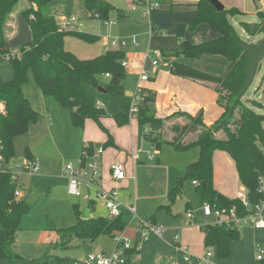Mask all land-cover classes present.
I'll return each mask as SVG.
<instances>
[{
  "label": "trees",
  "instance_id": "16d2710c",
  "mask_svg": "<svg viewBox=\"0 0 264 264\" xmlns=\"http://www.w3.org/2000/svg\"><path fill=\"white\" fill-rule=\"evenodd\" d=\"M21 1L0 0V63L5 61L7 55H19L8 61L14 69L13 78L4 81L0 76V103L6 105V113L0 114V136L7 158L16 157L15 138L26 134L39 116L24 92V87L30 80V71L42 92L70 111L75 127H84L87 119H93L100 129L108 134L104 146H112L113 136L102 123V118L109 114L98 104L92 88L102 87L107 93L118 96L125 93L127 72L123 61L126 52L121 49H109L95 57L83 59L68 50L65 45L68 36L91 43L98 41L99 36L79 30L62 29L59 16L52 8L54 0H25L27 6L20 13L31 29L32 40L22 45L17 52H11L7 48V24ZM80 1L86 10L93 14L99 13L101 19H110L109 12L113 8L111 4L95 0ZM240 13L242 12L235 7L219 11L210 0H199L193 22L177 26L178 43L169 52L172 58V74L218 84L217 103L223 112L212 125L183 111L175 112L166 118L157 117L154 109L157 92L148 88H142L135 112L131 111V105H124L120 111L111 115L119 126L129 124L130 118L135 117L144 129L149 124L163 127L166 120L185 117L184 124L175 123L171 126L174 134L171 139L165 138L161 133L143 135L158 150L162 149L164 144L180 152L199 148V158L190 165L192 173L188 179L200 182L196 189L202 201L210 204L218 202L219 194L214 187V152L226 151L227 148L233 152L232 158L236 163L238 176L248 190L250 202L256 203L263 198L258 192L257 180L264 174V115L257 113L242 100L241 90L247 77L248 54L240 47L238 40L241 38L230 19ZM258 15L262 20L259 23H241L250 36L264 30V11L258 12ZM201 24H207L218 37L200 43L185 39L188 30L193 31ZM205 55L225 57L229 63L227 74L215 75L187 63L198 61ZM107 74L110 76L107 77ZM190 134L193 136H189ZM26 156L33 158L28 148ZM202 182H205V188ZM16 188L17 185L10 174H0V262L6 261L8 264H20L23 260L13 245L23 215L35 205L29 203V196L16 200ZM181 188L180 180L169 193L170 201L176 199ZM233 200L237 208L243 211L240 198ZM88 206L93 209L94 200L89 199ZM167 208L171 209V205ZM74 211L77 216L76 224L57 230L60 239L54 247L68 248L76 239L87 242L95 241L103 235L116 236L129 224L126 212L115 218L100 216L83 219L79 204L74 205ZM201 229L205 234V246H214L220 258H228L232 243L241 237L239 229L226 225L206 224L202 225ZM139 252L137 245L127 249L126 264H135ZM48 256L49 252L41 260H32L31 264H48ZM158 264L171 262L162 257ZM259 264H264V259L259 261Z\"/></svg>",
  "mask_w": 264,
  "mask_h": 264
},
{
  "label": "rangeland",
  "instance_id": "374dc122",
  "mask_svg": "<svg viewBox=\"0 0 264 264\" xmlns=\"http://www.w3.org/2000/svg\"><path fill=\"white\" fill-rule=\"evenodd\" d=\"M105 1L113 6L109 12V20L113 22L111 26H108L104 19L94 18L93 12L86 10L80 0H54L52 3V8L53 11L59 15V17L62 15L68 19L76 17L79 19L80 23L83 24V27L79 29H76L74 26H72L70 29L99 36L98 41L92 43L73 36L68 37L69 40L67 41V46L71 49H74V51H76L80 57H94L104 53L108 49H121L126 52L125 60L129 62V65L125 67L127 72L125 86L129 89V91L136 93L139 86L140 73L134 64H139L140 68L146 64V50L149 46L150 40L152 39L147 32L150 23L149 19L143 17L145 8L143 5L137 2L138 0ZM134 5H136V9H133ZM26 6V1L22 0L16 6L14 14H18V12L23 10ZM164 8L166 7L161 6V8L152 12L153 15L151 14V23L153 27L160 28L159 33L153 36L154 40L152 43L155 47H159L161 45L163 47L169 48L171 46L173 47L174 45V42H172V29L173 27H176V24L174 25V23L176 19L181 16L177 15V13H171L172 11L170 9L168 11H164ZM186 19L187 18H184L182 21H187ZM230 19L233 25L236 27L242 41L248 43H257L263 38V33H258L255 36H248L243 31V27L239 24V22L235 23L233 17ZM241 20L248 23H259L262 21L261 18H253L252 16L247 18L237 17V21ZM184 23L189 24L190 22ZM18 24L20 26L19 34L10 43V48L17 50L21 45L28 43L32 38L30 28L23 17ZM188 33L193 34L191 30L186 32V34ZM133 37L137 38L138 40L137 46L132 43ZM115 39L125 40L127 44L125 46L114 48L112 47L111 42ZM14 45H17V48ZM164 52L165 53H160L157 55V59L160 63L158 66L160 71L169 69L172 61L171 57L169 56V50H165ZM2 63L9 62L5 60ZM187 63L201 70L219 76H225L228 72V61L225 57L220 55H205L198 61H187ZM146 71L149 73V75L154 76L153 72H155V68L150 63L147 65ZM29 75V85L33 84L37 88L38 85L36 84L31 71L29 72ZM149 82L152 83L153 80L149 79ZM92 90L97 100L103 103L104 108L109 114V116H107V120L110 121L113 120V117L111 116L113 113L120 111L126 104L132 105L134 100L133 97H129L125 94L118 96L112 93H104V91L100 92L98 89L94 88H92ZM28 95L31 97V99H33V101L35 100L32 94L29 93ZM242 100L257 113L264 115V58L260 63V67L258 68L251 85L243 95ZM215 115L216 114H214V116ZM59 130L61 131H58L59 133L57 134H53L51 131H49L48 134H46L47 132L44 133V135L41 137V140L39 139V141L36 143L38 148L42 151V153H44V158L41 160V173L43 172V163L44 166L46 165V167H52L54 170H56V174L58 175L61 173L60 168L66 166L67 164H72L74 166L79 165V157L75 160H71L70 157L65 156V152L68 148L67 145L70 143L72 144V142L75 144L76 137L74 136V132L67 130L66 126H62V128ZM97 130L101 132V130L96 127L95 131ZM152 130H156V126L153 124H149L147 126V130L146 128L144 129V127L139 125V141L143 145L142 148L144 149L142 156L145 157L148 155L147 152H149L154 153L155 158L150 160L148 159L146 161L145 166H147V169L145 168V171L147 174L140 179L141 200L138 202L140 218L136 219L133 218L132 215H127L128 221L130 223L129 226L132 228L131 232H137V234L139 236L142 235V237L144 235V229L141 226V220H146L148 218L150 219L161 211L160 207L157 205L155 206L156 200L160 198L164 189H166L168 186V183L172 178L174 167H176L173 165L175 156H173L171 153L174 150L172 146L167 144L163 145L162 149L165 152L163 156L158 150L152 147V144L148 140L144 138L143 134L151 133ZM168 133L169 132L167 129H165L164 137H167L166 134ZM197 150L199 151V149L194 148L193 150L191 149L189 151L180 152L177 156L180 158L183 156L186 157V159H193ZM158 158H161L160 164L157 163ZM25 160L26 155L23 153L21 148V150L16 153V157L13 158V161L25 162ZM229 160L233 161V158L227 151H217L215 158L214 187L216 181L217 185H228L233 187L236 193H239L238 198L244 197L248 190L241 182L237 174L235 164L232 165L231 161ZM40 175L41 174L23 176L21 180L25 183L26 187H36V192L38 195H40L33 208L28 213L23 215L21 219V227L28 231L29 229L32 231L36 229L37 233H41L43 231V227H48V224H52L55 229L48 228V232L46 233L47 235L49 234L48 236L46 235L48 243L39 251L37 258H44L46 253L49 252L48 264H83L84 253L87 251L86 249L89 245L87 242L76 239L68 248L54 247V245L56 244V241H58L56 239L60 237V233L57 230L68 228L76 224L77 216L75 214L73 205L75 203H80L82 207L88 199L87 191L83 188L81 197L73 196L69 193L68 188L65 190L64 186H62L58 180L57 183L55 182L54 185L52 184V188H49V182L41 180ZM185 175L186 172L180 176V179L176 178V182H179L180 180L182 182L180 194L173 202L169 199L172 215H169L166 210H162L160 216L166 217L169 221H172L170 218L173 217L175 219V221H173L175 224H172L173 227L181 224L179 222H184L185 220L188 222L190 221V225L185 227V229L187 228L194 230L196 227L200 228L201 225L212 223L213 219H207L203 216V205L206 202L202 201L196 187L192 184V179H181ZM236 177H238V180ZM121 192L122 191H119L120 196L122 195ZM90 198H94L98 202L92 215L95 218L100 216H108L109 211L102 203L103 200L99 198L97 199L96 190H91ZM188 200H190L192 204L187 208L186 204L188 203ZM191 211L196 214V219H189L188 212ZM137 224H139V226ZM163 226L168 227L169 225L163 223ZM192 230L191 233H193ZM240 232V239L236 242L234 241L231 245L230 261L232 264H259V261H257V251L255 246L258 242L262 243L264 246V232L252 231L250 228H241ZM173 233L174 232L172 231H168L164 234L163 239L166 242H172L174 236ZM192 236H195V233L192 234ZM101 239H106L113 243L115 242L114 238L110 236L102 237ZM197 239H199L198 234ZM32 247L34 248V246L29 245V248ZM30 263L31 260L25 258L20 264ZM0 264L8 263L4 261L0 262Z\"/></svg>",
  "mask_w": 264,
  "mask_h": 264
},
{
  "label": "crops",
  "instance_id": "0c3cea01",
  "mask_svg": "<svg viewBox=\"0 0 264 264\" xmlns=\"http://www.w3.org/2000/svg\"><path fill=\"white\" fill-rule=\"evenodd\" d=\"M159 1L161 3V6L166 7L164 8V11H168L170 9L172 11L171 13H177V15L181 17L176 19L174 23V25L176 24V27L175 28L173 27L172 29V32H173L172 42H174L173 47L171 46L168 48V47H163L161 45L159 47L158 46L155 47L152 43L154 40L153 38L154 35L150 36L152 39L150 40L149 46L146 50V56H145L146 64L140 68L139 64L133 63L135 67L138 69V72L140 73L139 85H141L143 88L152 89L157 92V99L154 105V109H155V113L157 117L166 118L167 116H170L171 114L175 112L183 111V112H188L192 114L193 116L200 117L208 125H212L220 117V115L223 112V109L217 103L218 84L209 82V81H198V80H193L190 78H183L180 76H176L170 72V68L160 71L158 68L160 64L159 60H158V64L154 65L152 62V58L148 57L147 55L148 50H156L158 51V54H154L153 56L154 58H157V55H159L160 53H165L164 52L165 50H169L170 52L172 49L176 47L178 43L177 26L179 24H185L184 22H190V23L193 22L195 18V10L197 9V3L199 0H159ZM221 1L225 5V8L235 7V8H238L242 12L233 17V19L235 20V23L239 22L240 25L244 21L242 20L237 21V17L247 18L249 16H252L253 18H260L258 15V12L264 11V0H221ZM152 15L148 17L149 22H151ZM22 17L25 19V17L20 12H18V14H14L13 12L7 24V37H8L7 48L11 52H14V53L17 52L19 49L18 50L13 49V48L11 49L10 43L19 34L20 26L18 23L19 21L22 20ZM184 18H187L186 19L187 21H182L184 20ZM108 26H111V25H108ZM156 29L159 30L160 28L156 27ZM243 31L248 36H250L244 30V28H243ZM192 32L193 34L185 33L184 37L185 39L193 40L192 42L194 43H200V42L210 40V39H215L218 37V34L212 31L211 28L207 24L199 25ZM31 36H32V32H31ZM68 37H72V36H68ZM68 37H66L65 39L66 48L74 52L76 55H78V53L74 51V49H71L67 46V41L69 40ZM14 46H16L17 48V45H14ZM89 58H92V57H89ZM150 63L155 68V72H153L154 76L149 75L150 79L153 80L152 83L149 82V80H141L142 72L143 71L147 72L146 67ZM128 65H129V62H127L126 66ZM228 66H229V63H228ZM0 76L4 81H9L13 78L14 69L10 63H0ZM98 91L103 92L99 89ZM24 92H25V95L30 100L34 109L39 113V117L35 123H32L30 125V129L26 134L15 138L14 144H15L16 153H18V151H20L22 148L23 153L26 155V149L28 148L32 156L38 158L41 163L42 162L41 160L44 158L43 157L44 153H42V151L36 145L37 141H39V139L41 140V137L46 132H47L46 134H48L49 131H51L53 134L59 133L61 131L59 129H61L62 126H66L67 130L73 131L74 136L76 137L75 144L73 142L72 144L71 143L68 144L67 145L68 148L65 152L66 153L65 156L70 157L71 160H75L79 157L80 158L79 160L81 161L82 150H83V146L85 143L92 142V143L104 145L105 142L108 140V134L104 132L103 130H101L99 125L93 119H87L84 127H75L71 121L70 111L61 107L51 96H46L40 88L38 87L36 88L33 84L31 85H29V83L26 84V86L24 87ZM28 92L33 95L35 99L34 101L28 95L29 94ZM104 93H107V92L105 91ZM124 94L129 97L134 98L135 93H133L132 91H129V89L125 86ZM98 104L101 107H104L103 103L100 102L99 100H98ZM126 105H129V104H126ZM215 107H217L218 109ZM214 114L216 115L214 116ZM112 119L113 120L110 121V120H107V117L102 118L103 125L106 127L108 132L113 136L114 144L112 146L105 147V152H104L103 159H102L101 182L103 186L107 189L116 188L118 190V194H119V191H122L121 192L122 195L120 196L119 194V199L124 204H135L136 205L138 217H134V215H132L131 213L127 211L125 212L128 215H132L133 218L137 219V218H140L139 208H138V202L141 200L140 198V193H141L140 179L143 178L144 175L147 174L145 171V168L147 169V166H145L146 161L148 159L149 160L154 159L155 155L154 153L147 152L148 155H146L145 157L142 156L144 149L142 148L143 145L139 141V123H138L137 118L131 117L130 123L124 126H119L114 120V118ZM185 122H186V119L183 116L172 118V119L166 120L162 128L159 126H156V130L155 131L152 130L151 133H153L154 135H158L159 133H161L163 136H165L164 135L165 129H167L169 133L166 134L167 137L165 138L171 139L173 138V135H174L170 129L171 126L175 123L184 124ZM96 127L99 128L101 132H99L98 130L95 131ZM146 130H147V127H146ZM189 136H193V134H190ZM152 147L155 148L153 145ZM196 149H199V148H196ZM158 151L161 153V155L164 156L165 152L163 151V149H160ZM199 151L198 150L196 151V155L193 157V159H186V157H183V156L180 158L179 156H177L180 153V151H176L175 149L171 152L172 155L175 156L173 165H175L176 167H174L172 178L170 182L168 183V186L166 187V189H164L161 196L159 195L160 198L156 200L155 206L157 205L158 207H160L161 211L155 214L150 219L149 218L146 219V220L151 221L154 224H158L162 226L163 228H165L164 234L167 233L168 231L174 232L173 241L166 242L163 239L164 234L162 236H159L158 234L154 232H150L148 235H145V232H144L143 237L142 235L139 236L137 232H134V231L131 232L132 228L131 226H129L130 223L128 224V227L122 232V234L126 238H128L132 246L137 245L138 248L140 249V252L136 257L137 262L135 264H158L160 258L162 257L169 259L171 264H201L199 261V258L203 255L205 248H206L205 241H204L205 234L201 229L202 225L200 226V228L196 227L194 230L187 229V228L185 229V227H188L190 225V221L188 222L185 220L184 222H179L181 224H179L178 226L173 227L172 224H175L173 223V221H175L173 217L170 218L172 219V221H169L167 220L166 217L160 216V213L162 212V210H166L169 213V215H172L171 214L172 209L167 208V206H169V193L171 189L178 184V182H176V178L180 179V176L184 174V172H186L187 174V172L191 168L190 165L198 160ZM217 151L218 150L214 152V157H213L214 178H215V158L217 155ZM151 155H153V157H150ZM229 161H231L232 165L235 164V167H236V163L234 159L233 161L232 160H229ZM114 162H120L126 167L127 177L122 181L116 182L112 180L109 175L110 166ZM160 162H161V158H158L157 163L160 164ZM41 170H42V164H41ZM60 172H61L60 175L56 174V170H54L52 167H46V165L44 166V163H43V172L42 173L40 172L39 174H41L40 175L41 180L49 182L48 183L50 186L49 188H52V184L54 185L55 182L57 183V180H58V182H60V184L64 186L65 190H67L68 177L63 172V167L60 168ZM189 176L188 177L184 176L181 179H188ZM236 179L238 180V177H236ZM22 184H23L24 195L29 196L30 198L32 194L36 192V187L35 188L33 186L26 187L24 182H22ZM192 184L195 187H197V185L194 184V181H192ZM215 188L218 192L227 196L228 198L235 199V198H238L239 196V193H236L233 187L228 186V185L226 186L217 185L216 181H215ZM39 197L40 195H37L34 204H36ZM89 199L94 200V208L93 209L89 208V212L91 216L90 218H92L94 217L92 213L96 209L98 202L96 201V199L89 197L86 203L88 202ZM187 202L188 203L186 204V207L188 208L190 207L189 205H191L192 203L190 200H188ZM75 204L80 205V203H75ZM84 205L82 207L80 205V209L82 213H83ZM193 214H194V217L189 218L190 220L197 218L196 214L195 213ZM163 223H166L169 226L165 227L163 226ZM137 225L139 226V224ZM51 226L53 225L48 224V227L46 226L43 227L42 229L43 231L41 233H37L36 229L33 231L29 229L28 231V230L23 229L20 224V228L16 233V238H15V242L13 245L15 251L18 252L23 257V259L27 258V259H30L31 261L41 260L42 258L39 259L37 258V256L39 254V251L43 248V246H45L48 243L47 236L49 234L48 235L46 234L48 232V228L49 229L55 228L54 226H53L54 228H52ZM247 228H250L252 229V231H256V232L258 231L264 232V229H254L251 227H247ZM191 230L193 233H191ZM177 232L180 233V237H179L178 244L176 245L174 242V237ZM194 233H195V236H192V234ZM197 234H198L199 239H197ZM106 236L108 235L100 236L95 241H87L89 245H88V248L86 249L87 251H85L84 253V259L89 253L104 251L105 253L109 254L116 248L117 246L116 236H110L114 238V241H115L114 243L106 239H103V240L101 239L102 237H106ZM59 239L60 237L57 238L56 240L59 241ZM58 241H56V243ZM29 245L34 246V248L33 247L29 248ZM187 254L191 257L190 260L185 259ZM230 257H231V253L228 258H220L217 255L216 261L220 264H232V262L230 261Z\"/></svg>",
  "mask_w": 264,
  "mask_h": 264
},
{
  "label": "built area",
  "instance_id": "2783aa9c",
  "mask_svg": "<svg viewBox=\"0 0 264 264\" xmlns=\"http://www.w3.org/2000/svg\"><path fill=\"white\" fill-rule=\"evenodd\" d=\"M139 4L144 6L143 16L148 18L153 11L158 10L161 7L159 0H138ZM136 5L133 9H136ZM94 18H100L99 13L93 14ZM107 25L113 24L109 19L105 20ZM59 23L62 29H70L74 26L76 29L82 27L79 19L72 17L68 19L65 16L59 17ZM159 30L153 27L152 23H149L148 34L153 36L158 34ZM132 42L137 45V38L133 37ZM127 43L125 40L115 39L111 42L112 47L125 46ZM154 54H158L156 50H148V57L152 58L154 65L158 64V59L154 58ZM19 56L18 54H11L5 56V60L9 61L11 58ZM123 65L126 66V60L123 61ZM107 77L110 74L106 75ZM150 76L147 72L143 71L141 74V80H149ZM142 86H138L137 92L134 94L133 104L131 105V111L137 110V103L140 100V93ZM6 113V105L0 103V114ZM105 152V146L103 144H96L87 142L83 146L82 156L80 164L74 166L67 164L63 167V172L68 177V191L71 195L76 197L82 196L83 188L87 191V197H90L91 190H96L97 199L103 200V204L109 211V217L115 218L120 216L123 212L127 211L138 217L137 208L135 204H124L119 199L118 190L116 188L107 189L103 186L102 179V159ZM137 157V156H136ZM150 157H153L151 155ZM41 171V163L38 158H28L26 156L25 162L13 161L8 159L5 154V146L2 137L0 136V174H10L12 180L16 183L17 188L15 190L16 200H20L25 197L23 193V184L21 178L23 176L37 175ZM109 175L112 180L119 182L127 177L126 167L120 162H114L109 169ZM258 192L263 195V198L256 203H251L247 194L244 197H240L243 204V211H240L236 205L225 207L219 202L210 204L205 203L203 205V214L207 219L212 218L213 222L208 224L213 225H226L231 228L241 229L251 227L254 229H264V174L258 177ZM195 185H200V182L194 181ZM97 201V200H96ZM188 217L193 218V212H188ZM141 226L144 229L145 235L150 232H154L159 236H162L165 232V228L158 224H154L149 220H141ZM180 233L177 232L174 237V242L177 245L179 241ZM117 246L109 254L104 251L89 253L84 259L83 264H126L127 257L125 251L132 248L128 238H126L122 232L116 235ZM257 251V261L264 259V246L258 242L255 246ZM217 251L214 246H207L203 255L199 258L201 264H220L216 261ZM186 260H190L191 257L187 254Z\"/></svg>",
  "mask_w": 264,
  "mask_h": 264
},
{
  "label": "water",
  "instance_id": "95a60500",
  "mask_svg": "<svg viewBox=\"0 0 264 264\" xmlns=\"http://www.w3.org/2000/svg\"><path fill=\"white\" fill-rule=\"evenodd\" d=\"M95 1L107 3L105 0H95ZM210 1L212 2L213 5L216 6V8L219 11H222L225 9V5L222 3L221 0H210ZM262 33L264 35V30ZM238 43H239L240 47L248 54L247 69H246L247 77H246V81L243 85V88L241 90V94L244 95L246 90L251 85V83H252V81H253L256 73H257V70L260 67V63H261L262 59L264 58V36L257 43H248V42L242 41L241 39L238 40ZM99 90L104 91V92L106 91L102 87H99ZM226 151L231 156L233 155V152L230 148H227ZM191 173H192V169L190 168L189 171L187 172V174L185 175V177H188ZM201 184L204 188L206 187L205 182H202ZM37 195H38L37 192L32 194V196L29 198L30 204H34ZM217 201L225 207L235 205V202L233 199L228 198L227 196H225L221 193L218 194ZM90 217L91 216H90L89 206H88V202H87L83 208L82 218L83 219H89Z\"/></svg>",
  "mask_w": 264,
  "mask_h": 264
}]
</instances>
